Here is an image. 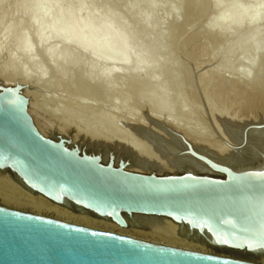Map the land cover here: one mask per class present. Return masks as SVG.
<instances>
[{
	"label": "rangeland",
	"instance_id": "obj_1",
	"mask_svg": "<svg viewBox=\"0 0 264 264\" xmlns=\"http://www.w3.org/2000/svg\"><path fill=\"white\" fill-rule=\"evenodd\" d=\"M53 1L64 11L75 12L80 21L89 9L95 19L108 16L116 30L128 31L131 49L143 52L145 64L136 65L132 58L104 61L91 44L82 49L70 39L38 35L36 25L22 14L20 0H0V33L8 25L13 27L7 39L0 38V84L24 86L27 115L43 138L49 139L55 132L71 145L78 143L97 156L100 148H108L126 157L127 152L149 151L146 140L129 128L132 124L167 137L146 118L161 124L164 121L156 114L162 113L178 124L193 144L200 146L201 142L204 148L229 153L234 144L224 133L221 119L251 118L258 123L261 117L264 122V16L237 31L226 28L225 33H219L208 27L217 14L225 11L229 20L238 19L244 8L263 9L264 0H222L221 4L228 5L222 4L217 10L211 9V0ZM191 1L197 5L194 11L190 10ZM70 30L77 32L78 28ZM21 34L28 40L27 50L15 47ZM61 48L65 54L57 53ZM137 66L141 68L137 70ZM103 72L107 78L101 75ZM203 102L215 131L230 146L214 131ZM140 161H136L138 166L134 164L137 168H131L136 173L140 167L145 168L141 174L158 172L156 168L150 170V165L154 167L151 163ZM146 169L150 171L146 173ZM162 170L159 172L166 171ZM10 182L0 175V206L57 221L47 214L46 218L40 208H28L29 200ZM147 229L141 232H146L144 236L155 235L151 238L153 245L180 248L172 243L169 229ZM166 239L170 243H165ZM259 263L264 264H253Z\"/></svg>",
	"mask_w": 264,
	"mask_h": 264
},
{
	"label": "water",
	"instance_id": "obj_2",
	"mask_svg": "<svg viewBox=\"0 0 264 264\" xmlns=\"http://www.w3.org/2000/svg\"><path fill=\"white\" fill-rule=\"evenodd\" d=\"M24 86L0 84V171L25 190L74 212L141 229L142 219L167 218L181 237L216 251L264 262V122L221 119L234 144L225 157L194 149L167 123L129 128L177 168L141 174L102 164L78 143L52 132L43 138L27 115ZM0 264H245L170 250L72 227L0 206Z\"/></svg>",
	"mask_w": 264,
	"mask_h": 264
},
{
	"label": "bare ground",
	"instance_id": "obj_3",
	"mask_svg": "<svg viewBox=\"0 0 264 264\" xmlns=\"http://www.w3.org/2000/svg\"><path fill=\"white\" fill-rule=\"evenodd\" d=\"M221 1L222 0H211L209 4L211 9L217 10L222 4L223 5L226 4L224 2L221 4ZM226 5H228V3ZM20 7H21L22 14L36 25L37 27L36 33L38 35H47L50 38L58 36L59 38L65 39V40L70 39V40L75 41V43H77V45L82 49L86 48L87 45L91 44L98 52H100L101 58L104 61H128V59L132 58L136 62V65L140 63L141 65L145 64L143 63L145 61V55L143 54V52L140 49H137L135 51L131 49V40H130V35L128 31L125 29L116 30V28L113 25L112 19H109L108 16H103L102 18L95 19L92 9H89L87 11L84 21H80L78 15L75 12L62 10L59 4L53 0H20ZM196 7H197L196 3L194 1H191L190 10L194 11ZM224 7L226 6L224 5ZM251 7L253 8L254 6H251ZM251 7L247 8L249 11L248 14L247 12H245L246 8H244V13L240 11L241 12L240 16L242 17L244 16L246 18L238 17L237 19V17L236 18L233 17L232 19L229 20L224 13L225 11L220 14H217L216 16H214L213 21L209 23L208 27L211 26L213 29H217L218 30L217 32L219 33H225L226 28L227 29L233 28V29H236L237 31V30H240L244 25L252 26L258 19L264 16V8L263 9L259 8L260 10L259 9L255 10V8L254 10H250L249 8ZM245 13L247 14L246 16H245ZM2 16L3 15H0V18ZM220 24H223L225 27L220 26ZM73 26H76L78 28L77 32H72L70 30V28ZM253 29H256V28L253 27ZM12 30H13V27L11 25L6 26L3 29V31L0 33V38L7 39L9 33ZM95 31L97 32L94 33ZM253 32L255 33L254 30L252 31V33ZM252 38L253 36L251 37V39ZM15 47L20 51L29 49V43H28V40L25 34H21L20 37L16 39ZM57 53L65 54L62 48L59 49ZM143 65L141 67H143ZM141 67L137 66L136 69L139 70V68ZM101 75L105 78L108 77V74L106 72L101 73ZM159 112L161 113V111ZM156 115H158L157 116L158 120L162 119L164 122L168 123L171 127L175 128L177 131L181 133L184 131L183 129H181V127L178 124L163 117L162 113L161 114L157 113ZM159 136L163 137L161 133ZM165 139L170 140L168 136ZM195 144L196 143L193 144L194 149L209 152L219 157H225L228 154V153H219L218 150H215V149L210 150L208 149L209 146L204 148V144L202 147L201 142H200V146L197 145L199 143H197L196 145ZM145 145L149 149L148 152H143V153L134 152L133 153V150H132L133 154L130 155V153L127 152L128 155L126 153V157L124 155L125 153L123 155L121 154L120 156L115 149H108V148H100V150L97 151L99 153L98 156L91 152L89 153L95 156L98 159V161L102 164L108 165L110 162H113L115 166L124 164L125 168L128 171L132 170L133 172H135V170L131 168L136 167L134 164L136 163L137 165L138 162L136 161H139V159H141L143 162H148V164L151 163L154 166V167H152L151 165L149 166V168L151 167L150 169L151 171L154 170L155 168H156L155 170L158 169L157 173H152V174L164 176L165 174L174 175L177 173V168L165 163L164 161H162L160 158H158L154 154L153 145L150 144L147 140L145 142ZM212 150H214L215 152ZM122 156H124V158H122ZM142 161H140V163ZM144 164L143 166H145ZM146 166L148 165L146 164ZM162 166L166 167V169H164L166 171L162 170L163 168L161 169L158 168ZM144 169L140 167L139 169H136V170H139V172L137 173H142V172L145 173ZM150 170H147L146 173ZM159 170H162L164 172H161V171L159 172ZM0 175L5 177V179L8 178V181L10 180L11 181L10 183H12V185L15 187L14 189L19 191L20 195H23L24 198H27L29 200L30 204L28 205V208H33V209L40 208L41 213L45 217L47 215H50L51 217L55 218V220L70 224V226L72 227L86 229V230L101 233L104 235L121 238V239L129 240V241H133V242L148 244V245H153L152 243L153 239L151 240V238L155 235H152L151 237L150 236L151 233L150 234L148 233L150 237L148 236V234H146L148 236L147 237V236H144L146 232L144 233L141 231L147 228L151 229L155 227H161V228L164 227V228L169 229L172 232V234L171 233L170 234L172 235L173 241L172 240L170 241H172L173 244H177L180 248L181 247L185 248L181 250H179L180 248L177 250L175 249L176 251L188 252V253L198 254V255L208 256V257L214 256L216 258L232 260V261L245 263V264H253V263L259 262L255 260H250V259H245V258L225 254V253L216 251L214 249H211L209 247H206L202 244H199L189 238L181 237L177 233L179 229V225L174 223L170 219L156 217V216L144 218L142 219V225H141V228L143 229L140 231V229L134 225L131 219L129 217H126L128 228H124L110 220L93 217L85 210L80 211V212L71 211L51 201L50 199L44 197L43 195L39 193H35L34 195L28 192L22 186L21 187L18 186L16 184L17 182L12 180L9 176L2 173L1 171H0ZM53 218H50V219H53ZM57 221H54V222L58 223ZM142 237L144 238L143 239L144 241L142 239L140 240V238ZM146 237L148 239H146ZM154 239L156 240V237ZM167 242L170 243L169 240L167 241L166 239L165 243ZM153 246H156V245H153ZM157 247H160V246H157ZM161 248H165V246L164 247L161 246Z\"/></svg>",
	"mask_w": 264,
	"mask_h": 264
}]
</instances>
